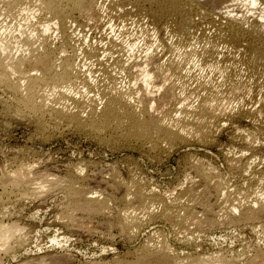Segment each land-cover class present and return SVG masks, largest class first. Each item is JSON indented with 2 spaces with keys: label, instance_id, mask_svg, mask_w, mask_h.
Masks as SVG:
<instances>
[{
  "label": "bare ground",
  "instance_id": "bare-ground-1",
  "mask_svg": "<svg viewBox=\"0 0 264 264\" xmlns=\"http://www.w3.org/2000/svg\"><path fill=\"white\" fill-rule=\"evenodd\" d=\"M0 5V88L17 96L16 104L22 115L29 113L42 124L50 122L56 128L84 130L104 140L110 136L154 154L182 145L213 144L231 120L248 119L255 127L241 130L243 136L236 132L242 137L245 149L230 162L235 173L252 175L250 178L262 185L264 172L256 176L260 172L254 171L255 174L251 167L264 160V0H0ZM103 19L110 30L117 24L125 27L126 23H138L141 29L128 32L126 49L122 48L124 39L119 43L108 36L103 38L106 43L103 40L83 43L84 29L99 28ZM80 28L82 36L78 34ZM52 31L58 32L57 42L48 37ZM79 46L95 63L98 77L90 78L92 74L89 77L84 72L86 65L83 63L84 68L80 65ZM138 52L144 55L138 57ZM82 87L89 92L86 96L84 91H79ZM90 93L95 94L89 96ZM197 161L193 166L189 162L191 166L185 168L194 175H190L193 179L188 190L179 195L187 196L188 201L192 199L194 207L190 204L186 207L184 203L185 207L181 208L182 204L177 207L173 199L169 201L164 194L132 178L125 179L114 169L108 173L109 180L105 175V180L101 179L99 172L82 175L79 169L80 173L73 177L70 174L65 181L73 206L71 213L67 211V218L75 231L88 237L102 232L108 236L114 228L124 236L132 235L156 218L166 219L172 225L177 223L181 230L186 227L191 230L192 226L202 231L223 224L264 223L262 192L251 200L233 198L230 204L228 198L232 196L224 176L216 167ZM22 166L15 168L13 175H1L3 189L8 190L9 184L10 190L13 188L6 191L7 198L20 195L21 191L32 194L31 184L37 186L41 179L31 183L37 177L33 174L40 176L42 170L34 169L32 164ZM44 177L49 176L42 177L46 182ZM53 179L56 183L61 180ZM40 184L38 187L43 192L49 182ZM59 184H50L48 190ZM90 184L96 185L93 189L103 188L105 197L99 194L103 191L98 194L97 190L92 191ZM35 187V193L40 192ZM13 190L20 192L9 196ZM111 203L120 210L112 212ZM157 206L159 212L155 211ZM1 216L4 218L0 214V253L5 254L14 246H21L23 239L20 231L17 232L19 223L5 224ZM100 217L105 221H99ZM193 233L191 238L196 235ZM162 237L163 234L161 241ZM163 241L148 242L140 251L134 250L132 260H120L118 264H264V250L255 249L244 260L232 254L227 258L224 254L202 256L198 252V256L187 253L188 257L181 258L176 255L178 251L174 253ZM52 264H70V260L60 256Z\"/></svg>",
  "mask_w": 264,
  "mask_h": 264
},
{
  "label": "rangeland",
  "instance_id": "rangeland-1",
  "mask_svg": "<svg viewBox=\"0 0 264 264\" xmlns=\"http://www.w3.org/2000/svg\"><path fill=\"white\" fill-rule=\"evenodd\" d=\"M0 6L2 7V5ZM10 19L11 18H7L9 24L12 21V19L11 20ZM34 21L36 20H33V22ZM105 21L106 19L101 20L100 22L101 25H99L100 26L99 28L92 29L91 27L90 28L87 27L86 29H84L85 31H83L80 28L78 34H80L81 36L83 34V38L85 35V38L83 39V41L85 42L83 43L86 42L92 43V42H97L98 40L100 41L103 40V42L106 43L104 39L108 37L109 39L111 40L113 39L114 41L117 40L120 43L124 39L122 42L124 45L122 44L120 45H122V48L124 47V49H126L129 46L127 40L128 38H130L128 32L136 33L137 30L141 29V26L138 23L137 24L132 23L133 28L132 25H130L131 23H126L127 26L125 27L121 26V24L120 25L117 24L116 25L117 28L115 26L114 29L110 30L109 26H107ZM131 29H133V31H130ZM48 37L51 38L53 41L57 42L58 41L57 38L59 37V35L57 31L55 32L52 31L49 33ZM125 37H127V39ZM124 41L125 43L127 42V44H125ZM125 45L127 47H125ZM80 48L82 50L79 52L81 53L79 61L81 60L80 65L82 64L81 65L82 67L84 64L86 65L85 68L83 67L84 72H86V74L88 72L89 77L91 73L92 75L90 78L98 77L99 75L96 71V67L94 65L95 63L91 61L92 59L90 58L89 55H87L88 53L86 54L83 51V47L81 46ZM141 53L138 52L136 56L138 57L139 55L143 56L144 54L141 55ZM16 55H19V53H17ZM3 89L4 88H2L1 90L0 88L1 90L0 91V179L2 178L3 180V176L1 177V175H3L4 173L6 175L7 174L11 175L13 172L14 174V171H16L15 168L18 169L19 168L18 166H22V165L31 166L32 164L34 169L36 168V170H42L41 173L42 176L40 175L41 176L40 177L38 174L32 173L33 175L39 177L37 179V177L32 176V178L35 177L36 179L33 178L31 179L32 181L30 180V182L31 183L36 182V180L38 182V180L41 178L39 180L40 183H44L46 185L49 182V184L46 185L47 189L45 187L44 190L45 192L44 191L41 192L40 190L41 184L38 182L36 183L37 186L35 185L36 186L35 187L33 185L35 183H32L31 187L33 191L30 190V192H32L33 195L28 191L20 192L13 190V192H11L9 196H11L12 193L14 194L17 192H20V195L17 193L16 195L14 194L8 198L6 197L5 194L6 191L8 192L12 191L13 188L10 190L12 185L9 186L10 185L9 184L8 186H6L7 187L6 189H8L6 191L3 189L2 184L0 185V197H2L0 198V212H1L0 214L3 215L4 217L2 218L1 216V219H3V222L5 224L7 223L12 225L11 222H15V224L13 223V225H17V223H19L18 224L19 229L17 228L18 229L17 232L20 231L19 234L22 235V239H23V243H22L23 245L22 244L21 246L19 245L20 247L14 246L11 249L12 251L10 250V252L7 253L4 251L5 254H2L3 252L1 251L0 261L2 260L1 261L2 263L0 264H22V263L42 264L43 262L44 264H48V263L52 264L55 261H57V258L58 257L60 258V256L61 257L64 256L67 259H69L70 264H99V263L114 264L115 262L118 264L120 260H132L133 259L132 257H134L135 254L134 250L138 249L137 252L140 251L139 249L141 247L143 248V246H146L148 242H150L151 244L152 242L153 244H157V242L158 243L162 242L164 238L166 240L163 241V243L166 246L170 247V249L173 250L174 253L178 251L176 255L179 254L178 256H181V258H185L186 256L188 257V254L189 256H198L197 254L199 255L203 254L202 256H204L207 255L208 253V255L217 254L218 256L224 254L223 257H225L226 255L227 258H230V255L232 254V257L240 256L241 258L238 259L244 260L247 257V255L252 256L255 253V249L256 251L257 249L264 250L263 222L255 221L253 223L250 222L247 225L223 224V226L221 225L216 226L211 230L203 229V231L200 228L197 230L191 226L190 228L192 230L191 232V230H189V228L187 227L184 229L182 228L183 230H181L177 225V223L173 222L172 225L170 224L172 222L166 219L163 220V218L161 219L156 218L157 220L156 219L154 221L152 220V222L147 221L149 225L145 222L146 224H144L139 230H135L138 232H132L131 233L132 235L128 234L130 240L129 241L127 234H125L124 236V234L118 228L112 229L111 230L112 232L109 231L107 233L108 236L106 234H103V232L102 233L99 232L100 234L94 233L95 235L92 234V236L90 235V237L84 236L81 233L83 235L82 236L80 232L74 230V228L70 224L71 221H69V218H67L68 217L67 211L71 213L73 206L71 205L72 198L70 196V193L68 192L69 190L66 189L67 185H65L68 182L66 183L65 181H68V178H70V176L73 177L75 176L76 172L80 173V171L84 173L82 175L87 174L85 176H91L93 172L96 173L99 172L97 175L101 179H104V175H105V179L109 180L111 177V175H109L110 171L111 173H113L112 170L114 169L115 170L114 172H116V170L119 173L121 172L120 175L122 174L121 176L124 177L125 179L132 178L131 180H135L141 185H144L145 187L159 191V193L162 195L164 194L166 198L170 199L169 201L173 199L174 202L177 203V207L181 206V208H183L185 207V205L186 207L189 206V204L190 206L194 207L196 204L192 201V199L188 201L189 198L187 196L184 197L183 195L182 197H180L179 195H181L180 192H185V190H188V188L190 187L189 184L191 183L193 179L192 177L194 175L192 174L193 172L188 171L185 168L189 169V167L192 164L194 165V162L197 159L198 160L197 162L199 163L201 162L202 164L207 163V165L210 164L211 167L213 166V168L216 167L217 171L221 173L220 175H222V177L224 176L223 179L226 181L227 184L226 186H228V190L232 196V198L230 197L228 198V202L231 199H232L231 202H233V198L235 199L236 197H237L236 199L247 198V200L249 199L251 200L252 196H256L259 194L262 195L261 192L264 194L263 191L264 181L262 182V185H260L258 181L257 183L256 180L251 179L252 175L247 174V176L246 175L240 176L242 174L238 173V171L235 173V170H233L231 166V162H232L231 160H233V158L238 157L240 153H242L243 149H245V145L242 140V137L237 136V133L239 134L240 131L241 134L242 132L241 130L243 129L244 131L251 130L252 128L255 127L254 124L251 123V121H249L248 119H247L248 121L246 119L241 120L239 118L231 120V122L227 123L223 131L215 138L216 141L215 142L213 141L214 142L213 144H211L212 143L211 142L209 143V145L198 144V143L197 144L195 143V145L194 144L182 145L175 147L174 150L172 151L169 150L165 151L166 153L162 151L164 153L159 152L158 154H154V153H150L145 149L137 147L133 144L131 145L125 142L123 143L122 141L119 140L117 141L114 138L111 139L110 136L105 137L104 140L103 138L100 139L96 137L95 134H92L91 132H87L84 130L73 129V128L71 129L69 128L68 130L66 129L67 127L61 126V128L63 129L62 130L61 128H56L58 126L55 125L56 126L55 127L54 124L50 122H43L42 124V122L38 121L39 119L32 116V114L24 113L22 115V113L19 112V109L17 107L18 105L16 104L17 96L14 93L12 94L11 91L9 93V90L7 89L3 90ZM85 89L86 88L82 87L80 88L79 91L80 92L84 91L82 93L83 94L86 93L85 94L86 96L89 92L88 93L85 92L87 91V89L86 90ZM94 94L90 93L89 96H92ZM240 136L243 135L241 134ZM234 137L236 138L233 139ZM238 137L241 139H237ZM113 140L117 142H114ZM193 159L195 161H193ZM189 162H193V163H190L191 164L190 165ZM34 164H36L35 167ZM37 165L39 166V168L40 167L41 168L39 169ZM253 166L251 167L252 172L254 171L260 172L256 176L263 174L264 160L257 161V163L254 164ZM45 169L48 171H46ZM45 171L48 173H44ZM261 171L263 172L261 173ZM186 173L187 174L189 173L187 177L188 179L184 177L187 175ZM47 175L49 176L48 178L44 177V179L47 180L46 183L42 177ZM190 175L192 176L191 177L192 179H190ZM107 176L109 177L107 178ZM52 179L56 180L57 182L60 181L59 182L60 184L56 183L55 181H51ZM58 179L61 180L58 181ZM189 179L190 181H188ZM41 180H43L44 182H42ZM49 180L52 183L59 184L58 186H56V188H54L55 190L53 189L54 191L48 190V186L52 184ZM249 181L254 185L248 184ZM255 183L260 185L259 187V185L256 184L258 189ZM90 186H92L91 189L92 191L95 190L94 192H96L97 190L96 192L97 194L99 193V191H103L102 194L101 192L99 194L105 197L106 192L104 191L103 188L97 187L93 189V187H96V185L95 186L91 184L88 185L89 188H91ZM253 186H255L256 189ZM1 187L3 190H1ZM34 187L36 189V192H38L39 190L40 192L35 193ZM258 190L261 191L259 192ZM22 193L24 194L23 197H22ZM235 194L239 196H236ZM26 196L28 198H26ZM5 197L9 200L11 199L12 201L11 200L8 201ZM104 197H100V198H104ZM178 197H180L181 199L184 197L182 203H179L181 199L179 200ZM231 202L229 203L232 204ZM229 203L227 204L230 206ZM111 205L114 204L111 203ZM111 205H110L111 208L110 210H112V212L115 213V211L120 210L116 205H114L116 208ZM156 208L157 210L155 211L159 212L160 211L159 206H157ZM98 220L102 222L105 221V218L100 217V219ZM20 229L21 230L23 229L22 232ZM193 229L196 231H194ZM176 230L179 231L176 232ZM183 231H187V232H184L185 233L184 234ZM200 231L204 232V234ZM119 232H121L123 235L120 234ZM193 232L196 233V235ZM192 233L196 238L195 237L191 238L193 236L191 235ZM160 234L161 236L163 234L162 241H161V236H159ZM27 236L28 239H25L27 238ZM110 236L112 237L114 236V237L112 238ZM198 236L199 238L197 239ZM185 239L186 241L189 242V244L185 241ZM192 239H194V241ZM179 241H181V243ZM190 241L192 242L190 243ZM241 252L244 254H242ZM117 259L119 260L117 261Z\"/></svg>",
  "mask_w": 264,
  "mask_h": 264
}]
</instances>
